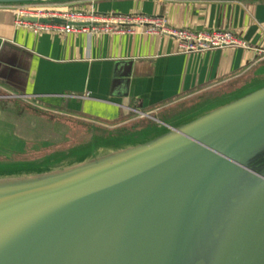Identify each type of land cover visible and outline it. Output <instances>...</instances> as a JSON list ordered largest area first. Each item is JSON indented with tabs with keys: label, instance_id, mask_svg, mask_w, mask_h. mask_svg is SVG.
<instances>
[{
	"label": "water",
	"instance_id": "water-1",
	"mask_svg": "<svg viewBox=\"0 0 264 264\" xmlns=\"http://www.w3.org/2000/svg\"><path fill=\"white\" fill-rule=\"evenodd\" d=\"M237 82L117 127L0 89V264H264V76Z\"/></svg>",
	"mask_w": 264,
	"mask_h": 264
},
{
	"label": "crops",
	"instance_id": "crops-1",
	"mask_svg": "<svg viewBox=\"0 0 264 264\" xmlns=\"http://www.w3.org/2000/svg\"><path fill=\"white\" fill-rule=\"evenodd\" d=\"M68 5L161 18L172 29L195 33L229 31L250 49L181 52L174 36L146 33L145 26L126 34L33 35L17 28L15 15L0 7V89L23 102L32 98L49 115L120 126L131 122L135 111L155 113L264 76V63L256 62L257 51L264 50V0H84ZM42 117V126L51 128L47 123L52 121Z\"/></svg>",
	"mask_w": 264,
	"mask_h": 264
},
{
	"label": "built area",
	"instance_id": "built-area-1",
	"mask_svg": "<svg viewBox=\"0 0 264 264\" xmlns=\"http://www.w3.org/2000/svg\"><path fill=\"white\" fill-rule=\"evenodd\" d=\"M0 7H4L7 11L15 15V26L17 28L26 30L33 35H40L42 33L57 35L77 33H86L89 35L126 34L134 33V27L145 26L146 33L174 36L178 41V49L181 52H198L211 50L213 48L233 47L250 49V45L229 31L195 33L189 30H177L170 28L165 19L150 18L135 14L122 15L114 12L103 14L94 6H90L88 9H74L68 4ZM29 18L60 19L65 21V24L32 23L27 21ZM257 54L256 62L264 59V50H258ZM23 99L33 107L39 109L43 108L30 97H23ZM150 114L151 113L135 111L134 115H136L138 119H141Z\"/></svg>",
	"mask_w": 264,
	"mask_h": 264
},
{
	"label": "rangeland",
	"instance_id": "rangeland-1",
	"mask_svg": "<svg viewBox=\"0 0 264 264\" xmlns=\"http://www.w3.org/2000/svg\"><path fill=\"white\" fill-rule=\"evenodd\" d=\"M22 121H24L25 123H15V121L14 120H10V121H8L9 122V124H10V127H14V126H21V125H27L28 126V124H29V122L30 121H32V120H29V119H27V120H22ZM129 121H139L138 120V118L136 117V115H130L129 116ZM93 124H97V123H93ZM30 125V124H29ZM57 127H59V126H57ZM113 127H117V126H113ZM62 131H64L65 133H67V135L69 134V130H67V129H65V128H63V126H61V127H59ZM82 129H83V127H82ZM60 130V131H61ZM77 131H79V130H77ZM87 131V130H86ZM85 131V132H86ZM86 133H88V132H86ZM84 136H86L85 134H83V133H81V134H79V135H75L74 134V136L73 137H71V139H70V143H68V145H74L75 143H79V142H81L83 139H84ZM64 140H67V138L65 137V136H62V141H64ZM8 142V141H7ZM3 141L2 140H0V146L2 147V148H4L5 150H9L10 148H8L7 147V145L6 146H4L3 147ZM61 149H63V147H66L65 145H62V146H59ZM48 153H50V152H46L45 154H44V152L43 153H41V155H39L37 158H39V159H37V160H41V159H43V157L44 156H46V154H48ZM36 159V158H35Z\"/></svg>",
	"mask_w": 264,
	"mask_h": 264
}]
</instances>
